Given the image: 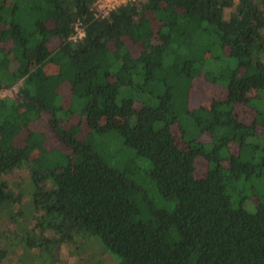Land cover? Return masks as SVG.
Segmentation results:
<instances>
[{"label":"trees","instance_id":"16d2710c","mask_svg":"<svg viewBox=\"0 0 264 264\" xmlns=\"http://www.w3.org/2000/svg\"><path fill=\"white\" fill-rule=\"evenodd\" d=\"M97 1L0 0V264H264V0Z\"/></svg>","mask_w":264,"mask_h":264},{"label":"rangeland","instance_id":"374dc122","mask_svg":"<svg viewBox=\"0 0 264 264\" xmlns=\"http://www.w3.org/2000/svg\"><path fill=\"white\" fill-rule=\"evenodd\" d=\"M201 83H198L195 85V89H194L192 97H191L192 109L195 107H199L200 105H207L215 97H219V96L223 95L222 89H220L218 87H212L209 84H205V83L201 84ZM64 86H65L64 87L65 90L67 91V87H66L67 85H64ZM15 94H16V89L13 88L11 90H6L5 92H3L2 96L14 97ZM61 96H62V100L64 103L66 101V97H68V94L67 93L61 94ZM239 117L243 122L248 123V124H253L254 118H255V113L250 108L242 106L239 109ZM79 121H80L79 116H75L72 119V123L77 124V123H79ZM45 124H46V126L44 127V129L50 135H52V128L49 124V120ZM62 125H63V127H65L69 124H67V122H66V123H63ZM82 128L84 129V131L82 132L81 136L84 137L86 135L87 129H88L85 122H83ZM112 149H115L114 146ZM204 166H205L204 163H201V162L199 163L198 167H199L200 174H204ZM84 251L80 250L79 253H77V254H74L75 251H73V250L72 251L68 250V252H63L62 253L63 254L62 260L64 263H66L69 259H71L73 257L76 259L78 256L86 255L87 250H84ZM88 252H89V254L90 253L94 254L96 252V255H94L92 257V259L90 258L88 261L86 260L87 264H114V263H117L115 256H113L111 253L105 251V249L103 248V246L100 244L99 240H97V239L92 240V242L90 243ZM68 254H69V259L68 258L66 259V257H68ZM48 260H49V257H46L45 261H48Z\"/></svg>","mask_w":264,"mask_h":264},{"label":"built area","instance_id":"2783aa9c","mask_svg":"<svg viewBox=\"0 0 264 264\" xmlns=\"http://www.w3.org/2000/svg\"><path fill=\"white\" fill-rule=\"evenodd\" d=\"M138 1L139 0H98L94 8V16L96 18H106L119 8ZM84 37L85 31L80 28V25H78L76 27V34L72 40L77 41L78 39H82Z\"/></svg>","mask_w":264,"mask_h":264}]
</instances>
